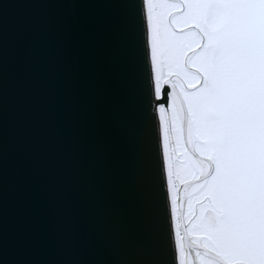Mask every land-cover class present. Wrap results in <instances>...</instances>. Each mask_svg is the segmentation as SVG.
<instances>
[{
	"label": "water",
	"instance_id": "water-1",
	"mask_svg": "<svg viewBox=\"0 0 264 264\" xmlns=\"http://www.w3.org/2000/svg\"><path fill=\"white\" fill-rule=\"evenodd\" d=\"M172 237L140 0H0V264H173Z\"/></svg>",
	"mask_w": 264,
	"mask_h": 264
},
{
	"label": "snow or ice",
	"instance_id": "snow-or-ice-1",
	"mask_svg": "<svg viewBox=\"0 0 264 264\" xmlns=\"http://www.w3.org/2000/svg\"><path fill=\"white\" fill-rule=\"evenodd\" d=\"M140 3L173 264H264V0Z\"/></svg>",
	"mask_w": 264,
	"mask_h": 264
},
{
	"label": "bare ground",
	"instance_id": "bare-ground-1",
	"mask_svg": "<svg viewBox=\"0 0 264 264\" xmlns=\"http://www.w3.org/2000/svg\"><path fill=\"white\" fill-rule=\"evenodd\" d=\"M144 16V15H143ZM145 19V18H144ZM146 29V28H145ZM148 45V44H147ZM148 52H149V47H148ZM155 102L157 104V98H155ZM157 115H158V120H159V127H160V139L162 141V127H163V123L162 121L160 120V115H161V110L157 108ZM172 231L174 229V225L173 227H171Z\"/></svg>",
	"mask_w": 264,
	"mask_h": 264
}]
</instances>
